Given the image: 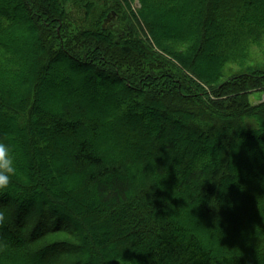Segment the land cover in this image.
I'll return each instance as SVG.
<instances>
[{"label":"trees","instance_id":"obj_1","mask_svg":"<svg viewBox=\"0 0 264 264\" xmlns=\"http://www.w3.org/2000/svg\"><path fill=\"white\" fill-rule=\"evenodd\" d=\"M124 1L138 12L0 0V141L17 156L0 264H264V102L250 101L264 91V0ZM64 61L106 79L110 101L68 106L52 85L63 68L77 87Z\"/></svg>","mask_w":264,"mask_h":264},{"label":"rangeland","instance_id":"obj_2","mask_svg":"<svg viewBox=\"0 0 264 264\" xmlns=\"http://www.w3.org/2000/svg\"><path fill=\"white\" fill-rule=\"evenodd\" d=\"M123 2H124L125 6L127 8V14L129 13V11H128L129 7H130V14H131V11L134 12V13L138 12V9H139V6H140L138 1H135V2H130L129 1V3H130L129 5H127L124 0H123ZM71 10L77 11L75 8H72ZM188 11H190V10H188ZM188 11L187 12L185 11V13H182L178 17H175L171 13L169 15H165L167 17V19H165V23H166L165 25L167 26V28H171L172 26H174L175 22L177 24H179V26H183L184 22L189 21V16L193 17V19H194V14H195L194 10L192 11V9H191L190 12H188ZM126 19H127V17L125 18V20ZM141 29H143V28L141 27ZM218 32H220V31H218ZM163 33L165 34L166 31L165 32L163 31ZM226 33H228L227 30H226ZM226 33H224L222 31L221 35L226 37ZM145 34L147 35V33L143 34V33H141L139 31V36H140L141 39L142 38L145 39V36H146ZM169 36L170 37H174L173 35H169ZM215 50L218 51L217 48H215ZM62 64L65 66L67 72L72 73V76L74 77L73 80L75 81L74 82L75 85L78 83L76 85L77 87H70L69 88L70 82H68V80H67L69 78L66 77L63 68H60L59 70H60V72H62V75L64 74V78L60 79L59 77H57L59 80H55L54 82H52V85L56 89L57 94L59 93V94H61L63 96V101L68 106H69V104H68V102L65 99V96H64L65 94H68L67 95L69 97L68 100L71 99L70 100L71 101L70 102L71 106H72V98L74 99V97L79 99V100H82V101H87L86 98L90 97L91 100L87 101L86 104H87V106H89V107L92 106L93 108L101 107L104 104H106V102L110 101V99H111V94H110L111 89H109V87H111L112 85L109 82H107L106 79L101 78L98 75H92V77H91V76L88 75V70H86V69L84 70L82 68H75V67H73V65H70L69 63H67L65 61ZM68 89H70V90H68ZM250 101L252 103H255V104L260 103V102H264V91L263 92L255 91L250 96ZM108 118H109V116L108 117H104L105 122H108V123L112 124L113 122L111 120H109ZM7 133H8V127L3 124L0 127V134L4 135V134H7ZM106 145H108L110 147V141L109 140H107ZM127 145H128V151H131L130 150L131 149L130 148L131 144L129 145V141H127ZM99 147L102 148V144L101 143H100ZM237 150L240 151L241 148L238 149V147H237ZM121 161H122V163H124L125 166H127L125 158H123ZM236 171H237V174H238L239 173V167L237 168ZM242 190L243 189L239 185H237V186H231L230 189H228L227 191L229 193V196L235 198V195H238V191H242ZM236 197L238 198V196H236ZM29 209H30V211H33L32 208H29ZM25 210L26 209H24L20 213L23 214L24 212H26ZM86 210L87 211L94 210V207L92 206L90 208H87ZM18 212H15V213L18 214ZM8 216H9V227H11L12 229H14V230L19 232L20 229H18V226H17L16 222L12 218V214H8ZM20 217L24 218L22 215H20ZM24 220L26 221V219H24ZM85 221L87 223V220H85ZM85 225H87V224H85ZM95 239H96V241L98 240L97 236H95ZM98 245L100 246V244H98ZM47 257L48 256H43L42 255L38 259H40V258L45 259ZM15 263H13V264H15Z\"/></svg>","mask_w":264,"mask_h":264},{"label":"clouds","instance_id":"obj_3","mask_svg":"<svg viewBox=\"0 0 264 264\" xmlns=\"http://www.w3.org/2000/svg\"><path fill=\"white\" fill-rule=\"evenodd\" d=\"M17 173V156L13 146L0 141V191L9 188L12 178Z\"/></svg>","mask_w":264,"mask_h":264},{"label":"water","instance_id":"obj_4","mask_svg":"<svg viewBox=\"0 0 264 264\" xmlns=\"http://www.w3.org/2000/svg\"><path fill=\"white\" fill-rule=\"evenodd\" d=\"M112 13H109L106 18L104 19L103 25H107L112 20Z\"/></svg>","mask_w":264,"mask_h":264}]
</instances>
